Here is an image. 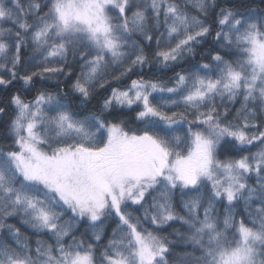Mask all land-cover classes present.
I'll list each match as a JSON object with an SVG mask.
<instances>
[{
  "label": "snow or ice",
  "instance_id": "obj_1",
  "mask_svg": "<svg viewBox=\"0 0 264 264\" xmlns=\"http://www.w3.org/2000/svg\"><path fill=\"white\" fill-rule=\"evenodd\" d=\"M0 264H264V0H0Z\"/></svg>",
  "mask_w": 264,
  "mask_h": 264
},
{
  "label": "trees",
  "instance_id": "obj_2",
  "mask_svg": "<svg viewBox=\"0 0 264 264\" xmlns=\"http://www.w3.org/2000/svg\"><path fill=\"white\" fill-rule=\"evenodd\" d=\"M149 75H151V73H149ZM14 222V221H13Z\"/></svg>",
  "mask_w": 264,
  "mask_h": 264
}]
</instances>
